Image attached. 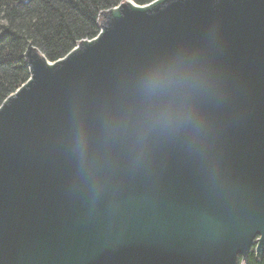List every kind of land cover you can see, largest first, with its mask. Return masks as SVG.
Masks as SVG:
<instances>
[{
  "label": "water",
  "instance_id": "obj_1",
  "mask_svg": "<svg viewBox=\"0 0 264 264\" xmlns=\"http://www.w3.org/2000/svg\"><path fill=\"white\" fill-rule=\"evenodd\" d=\"M0 106V264L264 255V0H123Z\"/></svg>",
  "mask_w": 264,
  "mask_h": 264
},
{
  "label": "trees",
  "instance_id": "obj_2",
  "mask_svg": "<svg viewBox=\"0 0 264 264\" xmlns=\"http://www.w3.org/2000/svg\"><path fill=\"white\" fill-rule=\"evenodd\" d=\"M122 1L0 0V106L30 77L24 56L30 44L56 61L80 40L97 36L100 12ZM133 1L144 5L153 0ZM246 264H264V255L257 259L253 247Z\"/></svg>",
  "mask_w": 264,
  "mask_h": 264
},
{
  "label": "rangeland",
  "instance_id": "obj_3",
  "mask_svg": "<svg viewBox=\"0 0 264 264\" xmlns=\"http://www.w3.org/2000/svg\"><path fill=\"white\" fill-rule=\"evenodd\" d=\"M240 264H246L244 261H242V263H240Z\"/></svg>",
  "mask_w": 264,
  "mask_h": 264
},
{
  "label": "bare ground",
  "instance_id": "obj_4",
  "mask_svg": "<svg viewBox=\"0 0 264 264\" xmlns=\"http://www.w3.org/2000/svg\"><path fill=\"white\" fill-rule=\"evenodd\" d=\"M255 247V246H254ZM247 261V260H246ZM246 263V262H245Z\"/></svg>",
  "mask_w": 264,
  "mask_h": 264
}]
</instances>
